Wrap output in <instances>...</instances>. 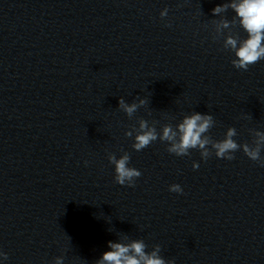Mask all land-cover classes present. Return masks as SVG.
I'll use <instances>...</instances> for the list:
<instances>
[{"label": "clouds", "instance_id": "clouds-1", "mask_svg": "<svg viewBox=\"0 0 264 264\" xmlns=\"http://www.w3.org/2000/svg\"><path fill=\"white\" fill-rule=\"evenodd\" d=\"M228 9L235 12L232 21L222 19L218 23L217 31L223 33V30L237 22L247 33L246 38L240 39L238 36L227 35L224 38V49L231 50L235 58L232 64L237 69L247 70L250 65L264 60V0H231L230 3H223L212 9L214 16H220ZM167 9L161 11V17L167 15ZM145 104V100L140 99L138 103H125L124 98L119 100V108L123 110L128 117H132L139 107ZM213 116L210 114H201L193 112L185 115L183 119L175 126L165 124L157 131L156 126L150 125L147 120L140 119L139 130L134 136L133 149L141 151L153 142L159 139L161 142H167V151L176 156H186L190 154L191 149H198L203 159L214 155L217 158L233 160L234 153L237 150L243 153L252 161L258 162L264 167V157L261 151L264 150V132L254 131L252 144H238L233 138L237 136L234 127H229L222 140H214L207 135L214 126ZM132 137L133 130L125 133ZM109 162L114 165V180L119 185L134 186L135 180L141 176V172L134 167L129 166L130 156L124 152L119 158L115 154H109ZM199 165L193 163V168ZM169 190L181 193L180 185H170ZM108 248L102 256L95 261V264H174V261H166L161 255V248L155 245L152 250L146 251L147 245L142 239L129 240L127 236H122L118 241H109ZM0 258L6 260L7 253L0 251ZM55 264H63V256L55 258Z\"/></svg>", "mask_w": 264, "mask_h": 264}]
</instances>
